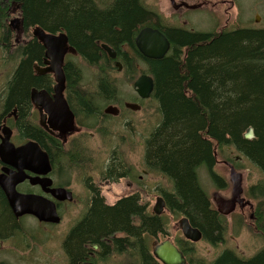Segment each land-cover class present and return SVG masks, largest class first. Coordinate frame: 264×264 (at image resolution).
<instances>
[{
  "label": "trees",
  "instance_id": "16d2710c",
  "mask_svg": "<svg viewBox=\"0 0 264 264\" xmlns=\"http://www.w3.org/2000/svg\"><path fill=\"white\" fill-rule=\"evenodd\" d=\"M10 1L22 4L31 27L66 34L72 49L95 70L97 88L105 101L118 92L115 62L122 64L126 82L135 83L140 74L152 77L151 99L159 103L161 123L147 139L145 166L172 182L174 192L165 195L170 213L187 218L201 232L203 242L212 247L224 244L227 220L211 204L198 171L205 168L212 173L219 151L226 157L232 152L247 159L264 176V29L202 33L169 28L143 0ZM146 27L160 30L169 39L171 50L164 59L148 60L136 48L135 39ZM103 44L117 52V60L109 58ZM139 63L146 66L145 72ZM71 66H67L68 91L79 93L80 106L90 107L80 95L85 92L82 71ZM249 129H253L254 139H245ZM229 163L236 166V158ZM218 180L214 178L219 189L227 187L222 177ZM249 194L260 201L257 230L264 236V179L252 186ZM96 198L81 226L66 239L70 264H80L84 246L91 244L101 247L102 259L112 249L120 255L129 254L133 264H155L148 239L168 236L162 217L148 214L136 197L114 207L104 206ZM15 227L0 191V238L9 235L5 230ZM116 234L124 237L115 239ZM175 244L192 264L195 244ZM212 264H264V252L246 260L227 250Z\"/></svg>",
  "mask_w": 264,
  "mask_h": 264
},
{
  "label": "flooded vegetation",
  "instance_id": "af4514ba",
  "mask_svg": "<svg viewBox=\"0 0 264 264\" xmlns=\"http://www.w3.org/2000/svg\"><path fill=\"white\" fill-rule=\"evenodd\" d=\"M170 1L173 9L177 12L181 10L186 12L197 11L206 9L208 7L215 8L218 6L217 3L211 4V1H208V3L202 2L197 6H190L185 1H181L179 3H177L175 0ZM217 1H223L222 3L227 2V0ZM231 9H228V11L226 10L225 13L228 14ZM260 20V16H256L255 22L257 24ZM184 24L189 26L186 21H184L182 26H184ZM230 24V22H226L221 28L220 32L232 31L233 29L241 28V26L236 22L232 23V25ZM38 28L40 27H31L27 24L25 13L22 9V4L17 1H1L0 144L2 143V139L5 137L3 134V129L7 128L9 131L7 133L10 136V143L16 149H20L22 147L29 148L24 154L23 166L26 167L24 170L20 171L13 166H6L0 160V176L5 175L6 178H10L12 175H18L19 178L23 179V181L18 183L16 187L18 194L24 196H37L54 203L60 223L52 224L40 222L36 217L30 215L16 218L0 186V191L5 197L6 204L12 213L14 221H21L22 219L26 218L37 221V227L59 226L64 219L63 214L61 213L63 208L68 206H76L77 209H80V212L77 214L74 225H72L68 232L69 234L65 238L63 244L65 249L66 239L72 232L76 231V229L81 226L80 224L87 217L90 206L92 205L93 201L97 199L96 197L101 199L103 205L107 207H114L123 200L136 197L138 205L144 207L148 214L153 217H162L154 214V207L156 206L158 199L162 198L164 200L166 209H168L166 200L167 197L165 195H169V193L161 192L162 196L155 198L156 204L154 207H152V211L149 212L148 208L151 206H149V204H143L141 199V184L144 178L142 176H138L137 170L134 168H129L128 170L120 173L115 170L116 167L121 166V157L119 156L118 150H115V155L108 159L105 164L99 165L96 170L93 169V165L90 162L93 161V156L91 154L93 149L90 143H92V141L101 139L103 136L109 137L110 135L109 128L105 125V121L122 117L125 111H134L127 108V103L124 102L121 97H119V92H116V95L111 101H107L106 105L108 106L106 108L97 109L93 106L95 101L94 93L80 92V95L82 94L85 96V102L90 107H83L79 105V93L68 91V64H72L71 67L73 70H75L74 64L68 60V57L78 56L70 44L69 48L71 52L66 55L63 66V72L66 79L65 89L63 92L57 91L56 87L58 83L56 81V76L53 71H51L52 60L47 58L46 48L36 36V31ZM175 29L194 32L190 30L191 28L184 29V27H180ZM71 76L73 78V75ZM62 97L68 106V113L63 111L64 102ZM138 100L146 102L139 97ZM134 105L138 104L134 103ZM109 107L115 108L117 110V114H106L105 111ZM140 107L142 110L141 105ZM69 113L74 118V124L71 123ZM114 136L116 137L117 134H114ZM102 141L105 144L104 140ZM44 157H48L51 165V171L48 174L45 173L46 168L42 169L40 167V165L44 163ZM215 157L217 160L216 153ZM217 163H220V161ZM222 163H224V165L229 168L230 176L232 168H234L235 171L237 170L235 165L229 162ZM217 165L218 164H216V166ZM88 167L92 168V175H90L89 171H87ZM4 169H6L7 172H5ZM206 170L212 182L218 188L217 184L214 182V178L217 180L219 179V175L216 173L215 168L213 169L212 173L208 169ZM142 172L149 177L150 171H148V169ZM236 173L238 172L236 171ZM125 181L127 182V188L131 193L127 196L120 197L115 203L110 204L109 195H107L110 194V192H107V194L104 195V188H108ZM229 182L232 186L231 198L229 200L223 199L226 201H235L237 204L236 209L238 208L241 212H244L246 208H249L251 212H254V205L242 198L244 192L241 197H238L234 193L231 178ZM218 185L220 186L219 182ZM228 187L229 186L227 184L225 190ZM54 191H64L66 194H59L57 198H55L56 196H54L52 193ZM67 194L71 195V201L65 199L68 198ZM221 209L223 211L227 210L224 206H222ZM253 219L254 215L252 214L251 222H253ZM135 220L136 218H134V222ZM255 220L258 222L257 217ZM257 224L258 223H256V227ZM10 236L11 234L4 238H0V240L9 238ZM123 237V234H116L114 236L115 239H120ZM158 237L159 236L150 237L148 239V250L151 257L154 259L155 264H161L154 257V251L158 245L165 241H171L176 246L175 242L170 240L169 237L163 236L164 240L159 242ZM95 247H97V249H95ZM84 251L85 255L83 261H81L80 264H96V258L100 257V254L102 253L101 247L93 244L84 246ZM65 252L67 258L69 259L66 249ZM262 252H264V250L255 252L253 256L247 260L255 259ZM111 253H113L112 249H110L108 254ZM108 254L106 253L105 255L108 256ZM130 258L131 257L129 255V259ZM185 258L187 263L190 264L186 256ZM128 261L130 262V260Z\"/></svg>",
  "mask_w": 264,
  "mask_h": 264
},
{
  "label": "rangeland",
  "instance_id": "374dc122",
  "mask_svg": "<svg viewBox=\"0 0 264 264\" xmlns=\"http://www.w3.org/2000/svg\"><path fill=\"white\" fill-rule=\"evenodd\" d=\"M143 1L150 10L163 17L165 25L169 28L184 27V29L191 28L190 30L195 32L219 33L226 22H230V25L236 22L241 28L264 29V0H227L226 3H222V0V2L217 0H175L177 3L185 1L190 6H197L202 2L208 3V1H211V4H218L215 8L208 7L203 10L189 12L175 11L170 0ZM228 9L231 10L226 14L225 11H228ZM256 16L261 18L258 24L255 22ZM184 21L189 26L186 24L182 26ZM68 60L82 71L81 86L84 91L92 92L96 96L94 107L96 109L106 108L108 106L106 105L107 101L104 100L97 88L95 70L89 67L79 56H70ZM139 65L140 69L145 72L146 66L142 63H139ZM113 76L118 82L119 97L127 104L136 103L139 106L141 105L142 110L138 112L124 110L125 113L122 117L106 120L105 125L109 128L110 135L109 137L103 136L101 139L90 143L93 149V152H91L93 161L90 162L93 169L96 170L99 165L105 164L108 159L115 155V150H118L121 157V166L116 167L115 170L120 173L129 168H134L137 170L138 176L144 178L141 184V199L143 204L151 206L148 208V211L151 212L152 207L156 204L155 198L162 196L161 192L169 194L174 192L173 184L167 177L150 170H148L150 171L148 177L142 172L147 170L144 165L145 143L161 123L159 103L151 98L145 100L146 102L139 101L133 88L134 83L126 82L123 70L122 72L114 71ZM114 134H117V136L115 137ZM216 154L217 162L220 161V163H217L215 171L227 182L229 187L226 190L225 188L220 190L214 185L205 168L198 171L200 185L207 193L213 207L217 209L214 202L216 194L226 200L231 198L230 170L222 162H230L236 158V171L243 176L244 195L242 198L253 204L255 210L251 212L249 208H246L244 212H241L237 208L236 211L227 216L226 242L217 247H212L203 241L196 243L192 264H212L226 250L234 251L246 260L251 258L255 252L264 250V236L257 230L255 220L260 201L254 200L249 194V189L263 181L264 176L247 159L238 157L232 152L228 157L219 151ZM87 171L92 175L93 170L91 167H88ZM107 192H110V194H107ZM130 193L125 181L108 188L105 187L103 194L109 195V203L113 204L120 197L127 196ZM79 212L80 209H77L76 206L63 208L61 211L64 217L63 222L54 227H37L38 222L33 219L25 218L16 221L14 230L7 229L4 231V234H11L13 237L10 236L0 240V264H69L63 244ZM252 214L254 215L253 222H251ZM162 219L167 223L168 236L164 237H169L175 243L186 241L179 227L181 216H175L166 209L162 214ZM164 237L159 235L158 242L163 241ZM133 262L134 260L129 259L128 254L120 255L116 252L109 254L105 259L96 258V264H131Z\"/></svg>",
  "mask_w": 264,
  "mask_h": 264
},
{
  "label": "water",
  "instance_id": "95a60500",
  "mask_svg": "<svg viewBox=\"0 0 264 264\" xmlns=\"http://www.w3.org/2000/svg\"><path fill=\"white\" fill-rule=\"evenodd\" d=\"M36 36L40 42L44 45L47 51V58L52 60L51 71L56 76L57 87L56 90L63 92L65 89L66 79L63 72V66L65 57L71 52L69 48V40L66 34L60 33L58 35L47 34L41 28L36 31ZM136 48L140 54L148 59L159 61L164 59L171 50V43L167 36L158 29L151 27H146L138 34L135 39ZM104 52L107 53L111 60L117 59V52L107 45L101 46ZM115 67L119 72H122L123 66L121 63L116 62ZM134 90L138 97L142 100H149L154 92V80L152 77L144 74L140 76L133 85ZM63 98V97H62ZM63 111L68 113V106L63 98ZM127 108L134 112L141 110L139 105L127 104ZM106 114L116 115L117 110L113 107H109ZM70 114V113H69ZM71 123L74 124V118L70 114ZM7 128L3 129L4 138L0 144V160L6 166H13L17 170H24V154L29 147H22L16 149L10 143V136ZM253 129H249L245 134V139H254ZM42 169L46 168V174L51 171V165L48 157H44V163L40 165ZM7 172L6 169H4ZM23 179L19 178L18 175H12L10 178H6L5 175L0 176V186L4 192L10 207L16 218H21L26 215L36 217L40 222L59 224L60 219L57 214L56 206L54 203L37 196H24L18 194L16 187L18 183L22 182ZM231 181L234 188V193L241 197L243 195V179L242 175L236 173L234 168L231 169ZM55 198L59 194H66L64 191H54L52 192ZM68 201H71V195L67 194ZM214 202L217 205L218 212L227 217L231 215L236 210L235 201H226L222 197L216 195L214 197ZM226 207V211H223L221 207ZM166 209L164 200L162 198L158 199L156 206L154 207V214L157 216H162ZM180 230L183 234L185 240L192 243H199L202 241L203 237L198 229L193 228L187 218H182L179 222ZM97 249V247H95ZM154 257L161 264H188L184 254L171 242L165 241L158 245L154 251Z\"/></svg>",
  "mask_w": 264,
  "mask_h": 264
}]
</instances>
